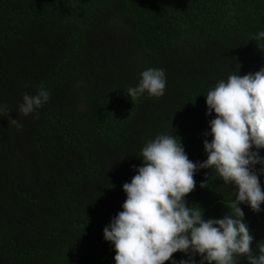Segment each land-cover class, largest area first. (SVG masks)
<instances>
[{"label":"trees","instance_id":"1","mask_svg":"<svg viewBox=\"0 0 264 264\" xmlns=\"http://www.w3.org/2000/svg\"><path fill=\"white\" fill-rule=\"evenodd\" d=\"M261 31L264 0H0V105L22 125L0 116V264H115L103 230L123 211L142 148L175 135L205 161L206 95L238 68H264ZM148 69L165 70L164 95L132 101L126 91ZM41 87L50 99L39 118L19 114ZM194 179L187 206L205 220L229 215L236 186L214 169ZM240 207L259 255L264 203Z\"/></svg>","mask_w":264,"mask_h":264},{"label":"clouds","instance_id":"2","mask_svg":"<svg viewBox=\"0 0 264 264\" xmlns=\"http://www.w3.org/2000/svg\"><path fill=\"white\" fill-rule=\"evenodd\" d=\"M261 39L264 31L252 37ZM238 69L206 95V115L214 112L215 118L210 121L212 140L204 141L205 161H191L175 135H158L142 148V166L135 169L130 183L123 184V211L103 230L104 239L114 244L115 264H165L170 260L177 264L172 259L177 252L188 256L179 264H196L197 254L200 264H236L237 258H246L247 264H264V245H258L259 255L253 254V236L240 207L247 203L259 212L264 203L254 171L255 165H264L259 155L264 149V68L243 76ZM141 76L139 85L126 91L132 101L145 92L156 98L164 95V69H148ZM49 99L43 87L36 95L24 94L18 112L24 116L36 113L38 119L36 110ZM10 111L0 105V116L19 130L22 125L9 116ZM200 169H214L225 184L236 186L229 215L205 220L201 210L187 206L186 197L195 189L194 175Z\"/></svg>","mask_w":264,"mask_h":264}]
</instances>
